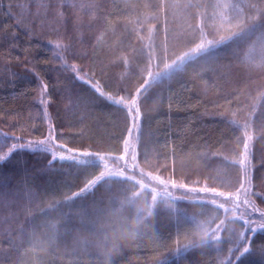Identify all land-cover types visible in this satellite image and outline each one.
I'll use <instances>...</instances> for the list:
<instances>
[{"label":"trees","instance_id":"trees-1","mask_svg":"<svg viewBox=\"0 0 264 264\" xmlns=\"http://www.w3.org/2000/svg\"><path fill=\"white\" fill-rule=\"evenodd\" d=\"M154 2L94 0L101 9L97 13L95 9L78 7L89 0H0V155L17 141L43 138L51 122L69 145L112 148L106 162L117 170L110 157L121 154L115 151L118 147L115 137L123 132V114L102 100L90 99L92 90L75 79L70 70H65V62L94 73L113 90L137 84L140 80L137 73L144 66L139 63L142 57L138 50L148 42V37L142 28L144 41H138L130 33L138 18L137 13L145 22L151 15L150 10L140 5ZM242 2L245 5L255 3L257 8H248L247 11L262 14L264 0ZM52 5H57L58 14L50 10ZM99 16H107L111 24ZM186 26L184 14L177 12L170 27L178 48L183 47L181 38ZM57 42L68 50L60 51L58 55L53 46ZM155 43L159 45V38ZM260 47V42H255L249 61L256 71L246 72L232 57L222 55L198 75L191 71L180 73L173 80L150 90V102L141 101L144 114L141 146H146L153 165L166 162L172 167L173 159L164 158L174 154L177 173L183 172L193 179L198 178L197 173H212L219 182L231 181L233 174L219 162L217 153L229 155L228 149L235 148L233 127L227 121L237 119L243 123L255 105V115L251 119L259 124L264 109V76L259 72ZM118 53L130 61L135 57V63L123 66ZM41 81L49 86L46 107L39 103ZM233 112L235 117L231 115ZM262 148L264 145L259 140L254 142V165H257ZM47 158L45 153L20 149L0 166V193L4 196L0 201V262L106 264L102 253L109 241L103 237H89L83 232L59 236L47 252H28L24 256L10 247L12 243H20L21 227L31 230L29 221L42 216L51 199L60 200L64 193L82 186L84 177L73 171L70 162H58L49 172H42ZM141 167L146 172L150 170L149 165L141 163ZM92 171L98 173L99 170ZM159 171L164 172L163 167ZM253 190H264V185L257 184ZM115 191L114 186L100 188L83 197L85 205L90 206L95 201L97 206L106 207ZM254 199L264 207L259 198ZM178 206L183 207L188 215L200 213L188 201L179 202ZM123 215L128 219L115 223L138 230L140 234L133 241H120L111 253L110 264H159L161 260L168 261V264H221L226 258V248H212L204 255H199V250L188 253L186 262L179 259L173 243L177 221L166 211L149 218L145 222L148 227L136 225L134 209H125ZM185 230L190 231H181ZM115 233L121 234L119 231ZM40 234L46 238V233ZM23 238L27 240V237ZM85 238L89 241L88 246L77 242ZM183 243L182 239L181 247ZM262 244L264 232L257 233L253 251L242 259V264H264V254L259 251Z\"/></svg>","mask_w":264,"mask_h":264},{"label":"snow or ice","instance_id":"snow-or-ice-1","mask_svg":"<svg viewBox=\"0 0 264 264\" xmlns=\"http://www.w3.org/2000/svg\"><path fill=\"white\" fill-rule=\"evenodd\" d=\"M78 7L95 9L97 13L101 11L94 0ZM140 7L150 10L151 15L145 22L139 19L137 13L138 18L130 33L138 41H144V34L148 37V42L138 50V55L142 57L139 63L144 66L137 73L140 76L137 84L113 90L97 79L94 73L65 62V70H70L75 79L92 90L90 99L102 100L123 114V132L115 137L118 141L115 151L121 154L110 157L117 170L110 168L106 162L112 148L90 149L69 145L51 122L43 138L12 143L7 152L0 155V166L18 150L28 149L33 153L47 154L42 172H49L58 162H70L73 171L83 176L84 180L78 190L64 193L60 200L51 199L44 214L29 221L31 230L21 227L20 243H12L10 247L26 256L28 252H47L61 235L83 232L89 237H103L106 241V230L113 233L119 231L122 236L136 239L140 234L138 230L115 223L128 219L123 215L125 209H134L136 225L143 224L145 227H148L145 222L149 218L166 211L177 221L173 243L179 259L186 262L188 253H197V250L199 255H204L212 248H226V258L221 264H242V259L253 251L257 233L264 232V207H260L254 199L259 198L264 204V190H253L257 184L264 185V148L260 151L258 167L253 164L254 142L259 140L264 145V109L261 110L258 125L251 119L255 115V105L243 123L237 119L227 121L233 127L235 148L228 149L229 155H217H220L219 162L230 170L233 177L230 182L222 183L212 173H197V179L185 176L183 172L177 173L174 154L164 158L173 159L172 167L166 162L163 165L152 164L146 146H141V121L144 116L141 101L145 104L150 102L148 94L153 87L173 80L180 73L191 71L198 75L222 55L232 57L246 72L256 71L257 68L249 61L257 41L261 45L259 72L264 76V9L260 10L261 15L248 12V8L255 9L257 5H245L242 0H155ZM50 10L57 13V5H52ZM177 12H182L187 20L181 38L183 47L179 48L170 27ZM98 18L111 24L107 16ZM157 38L159 45L155 43ZM53 46L58 55L60 51L68 50L60 42ZM118 58L125 67L135 63V57L130 61L127 56L118 53ZM48 88V84L41 81L39 103L45 107L49 102ZM231 115L235 117L236 114L233 112ZM141 163L149 165L150 170L146 172ZM160 167L164 172L159 171ZM93 169H98V173ZM106 186H114L116 190L106 207L97 206L95 201L90 206L85 205L83 197ZM3 199V193H0V201ZM183 201L199 209V215H188L183 207L178 206ZM41 232L47 234L46 238L41 236ZM182 239L184 243L181 247ZM77 242L84 246L89 244L86 238ZM259 251L264 254V244ZM17 264H26V261L20 260ZM159 264H168V261L161 260Z\"/></svg>","mask_w":264,"mask_h":264},{"label":"clouds","instance_id":"clouds-1","mask_svg":"<svg viewBox=\"0 0 264 264\" xmlns=\"http://www.w3.org/2000/svg\"><path fill=\"white\" fill-rule=\"evenodd\" d=\"M107 240L109 241L107 247L105 248L104 252L102 254L106 257V264H110V255L111 253L117 249L118 244L120 241H133L135 238L131 236H122L121 234L117 233H110L107 236Z\"/></svg>","mask_w":264,"mask_h":264},{"label":"rangeland","instance_id":"rangeland-1","mask_svg":"<svg viewBox=\"0 0 264 264\" xmlns=\"http://www.w3.org/2000/svg\"><path fill=\"white\" fill-rule=\"evenodd\" d=\"M90 132V131H89Z\"/></svg>","mask_w":264,"mask_h":264}]
</instances>
